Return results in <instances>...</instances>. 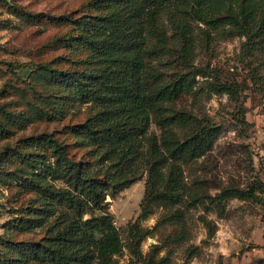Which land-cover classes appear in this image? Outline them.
<instances>
[{
	"label": "rangeland",
	"instance_id": "374dc122",
	"mask_svg": "<svg viewBox=\"0 0 264 264\" xmlns=\"http://www.w3.org/2000/svg\"><path fill=\"white\" fill-rule=\"evenodd\" d=\"M186 2L165 1L159 27L146 34V70L166 79L187 70L168 15ZM109 12L108 0H0V264H58L32 251L37 243L43 251L60 244L56 235L68 222L66 209L40 190L71 188L55 145L90 176L111 184L120 174L117 159H103L78 126L98 106L77 97L71 74L97 61L85 37L90 26L73 19ZM192 36L194 91L165 103L161 113L185 110L219 125L220 133L205 153L178 161V203H146L142 165L120 190L100 183L122 240L114 264H264V54L244 50L245 36L223 29L194 23ZM217 80L235 90L213 91ZM191 129L192 123L161 125L155 114L148 126L177 139ZM247 190L253 194L240 196Z\"/></svg>",
	"mask_w": 264,
	"mask_h": 264
},
{
	"label": "trees",
	"instance_id": "16d2710c",
	"mask_svg": "<svg viewBox=\"0 0 264 264\" xmlns=\"http://www.w3.org/2000/svg\"><path fill=\"white\" fill-rule=\"evenodd\" d=\"M165 1L108 0L109 14L96 15L93 20L73 19L75 24L90 26L85 37L97 57L95 65L71 73L77 97L98 106L95 115L78 126L101 149L103 159H117L121 169L110 184L88 175L84 163L55 145L71 188L44 185L40 190L66 209L68 222L56 235L61 243L44 245V251L37 243L32 248L34 256L48 257L58 264H114L112 255L121 250L122 240L99 185L120 190L136 179L141 165L146 170V203L174 204L182 199V167L178 161L202 155L220 133L219 125L207 118H194L185 110L161 113L165 103L194 91V80L189 78L194 23L223 29L228 36L243 35L244 50L264 54V0H187L183 6L168 10L181 41L179 58L187 70H176L167 79L147 71L146 34L159 27V8ZM206 33L210 36L209 31ZM234 86L230 81L217 80L212 90L232 93ZM152 114L161 125L192 123V129L181 139L166 130L158 135L150 133ZM166 165L168 170L162 178ZM252 194L247 190L240 196ZM87 213L91 216L86 217Z\"/></svg>",
	"mask_w": 264,
	"mask_h": 264
}]
</instances>
